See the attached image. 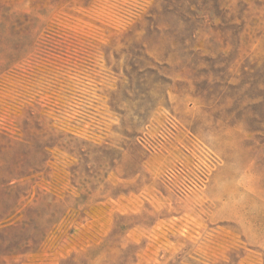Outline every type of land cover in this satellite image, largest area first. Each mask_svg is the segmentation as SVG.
Masks as SVG:
<instances>
[{
    "label": "rangeland",
    "instance_id": "rangeland-1",
    "mask_svg": "<svg viewBox=\"0 0 264 264\" xmlns=\"http://www.w3.org/2000/svg\"><path fill=\"white\" fill-rule=\"evenodd\" d=\"M0 264H264V0H0Z\"/></svg>",
    "mask_w": 264,
    "mask_h": 264
}]
</instances>
